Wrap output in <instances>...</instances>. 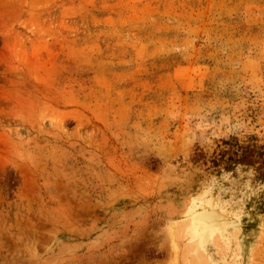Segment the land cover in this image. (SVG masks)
I'll list each match as a JSON object with an SVG mask.
<instances>
[{"label": "rangeland", "instance_id": "rangeland-1", "mask_svg": "<svg viewBox=\"0 0 264 264\" xmlns=\"http://www.w3.org/2000/svg\"><path fill=\"white\" fill-rule=\"evenodd\" d=\"M0 264H264V0H0Z\"/></svg>", "mask_w": 264, "mask_h": 264}]
</instances>
